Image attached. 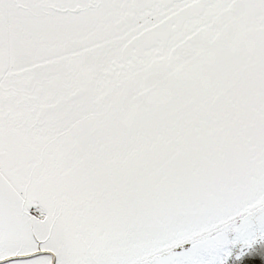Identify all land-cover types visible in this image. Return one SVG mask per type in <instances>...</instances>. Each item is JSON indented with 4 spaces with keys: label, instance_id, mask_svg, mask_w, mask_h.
I'll return each instance as SVG.
<instances>
[{
    "label": "snow or ice",
    "instance_id": "6c2138e0",
    "mask_svg": "<svg viewBox=\"0 0 264 264\" xmlns=\"http://www.w3.org/2000/svg\"><path fill=\"white\" fill-rule=\"evenodd\" d=\"M0 264H264V0H0Z\"/></svg>",
    "mask_w": 264,
    "mask_h": 264
}]
</instances>
